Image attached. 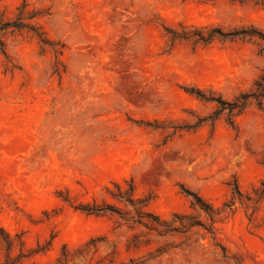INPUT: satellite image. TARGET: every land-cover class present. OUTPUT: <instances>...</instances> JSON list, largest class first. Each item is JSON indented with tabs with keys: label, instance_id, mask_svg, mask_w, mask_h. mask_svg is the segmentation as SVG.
<instances>
[{
	"label": "rangeland",
	"instance_id": "obj_1",
	"mask_svg": "<svg viewBox=\"0 0 264 264\" xmlns=\"http://www.w3.org/2000/svg\"><path fill=\"white\" fill-rule=\"evenodd\" d=\"M0 20L28 27L0 53V264H264V198L253 214L245 199L264 182V102L230 127L203 99L264 72V0H0ZM130 182L167 222L210 225L182 188L217 209L235 183L242 197L215 241L158 234L122 219L109 193Z\"/></svg>",
	"mask_w": 264,
	"mask_h": 264
},
{
	"label": "trees",
	"instance_id": "obj_2",
	"mask_svg": "<svg viewBox=\"0 0 264 264\" xmlns=\"http://www.w3.org/2000/svg\"><path fill=\"white\" fill-rule=\"evenodd\" d=\"M207 1H214V0H207ZM36 15L31 16L28 19H33ZM23 28H28L22 23H11V22H5L3 20H0V53L5 56V50H4V43L2 41V38L7 34V33H13L16 30H21ZM217 31V30H216ZM220 35V39H234L236 37V32H231V33H221L218 32ZM38 38L40 39V42L43 44H46L43 39L40 38V35H37ZM214 36H209L208 39L202 40L205 44H207ZM205 101L208 102H216L217 103V108L215 112L213 113L212 116H209L206 120L210 122H214L220 115L225 114L226 116V123L230 126H234V118L237 116H240L245 112V110L254 105L258 109H262L263 107V102H264V72L257 78V80L253 83V87L251 88L250 91L240 93L238 94L233 100L231 101H225L222 100L221 98H218L214 100L213 98H203ZM115 192L114 193H109L111 198L118 203L123 204L125 207H131L132 210L134 211L135 215L134 216H129L128 213H126L125 218H122L124 221L127 223H131L136 226H142L143 228L150 230V231H156L158 234L159 228H164V231L166 234L173 231L177 232V229H182L184 231L193 229L194 227H201L207 235L210 236V238L215 241V231L213 228V225L215 223V218L220 217L227 211H231V208L233 207L234 203L236 201L241 200V193L238 189L237 184L235 183L233 188H232V193H231V200L228 201L227 203H224L223 206L220 209L214 208L212 205L207 203L205 200H203L200 196H198L195 193L189 192L188 190H184L183 192L191 198V207L194 210H198L199 212L204 213L209 221L210 225H203L197 223H192V222H184V220L189 219L185 215H176L174 214L172 216L171 221H161L159 217L155 216L151 212L147 210V206L151 200L150 197L144 198V199H134L133 194H134V187L132 182L128 184L127 189H122L120 185H114ZM253 196H246V202L248 203L247 208L249 207L252 211L251 214L254 213L255 206L264 198V182L261 183L260 188H254L252 189ZM82 212H85L88 215H94V216H106V215H112L113 213L119 214L117 210L113 209L111 206L108 205H82L79 208ZM4 237L8 239V235L5 234V232L0 228V241H4ZM6 247L8 250L11 247V244L9 242L6 243ZM222 251L224 252L225 249L220 246ZM21 258H23L22 255H20L18 258H16L19 261ZM7 260L6 264H13L15 263L14 261L10 262Z\"/></svg>",
	"mask_w": 264,
	"mask_h": 264
}]
</instances>
